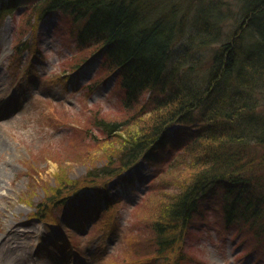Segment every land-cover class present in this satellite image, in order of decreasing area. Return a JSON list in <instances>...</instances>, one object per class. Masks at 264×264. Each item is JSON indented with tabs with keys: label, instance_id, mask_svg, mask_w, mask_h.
I'll return each instance as SVG.
<instances>
[{
	"label": "rangeland",
	"instance_id": "374dc122",
	"mask_svg": "<svg viewBox=\"0 0 264 264\" xmlns=\"http://www.w3.org/2000/svg\"><path fill=\"white\" fill-rule=\"evenodd\" d=\"M28 11L0 23V254L17 255L20 264H264V229L227 225L214 210L223 201L217 195L200 202L174 248L162 252L153 225L165 218L177 183L191 176L189 168H169L190 140L177 134L125 176L101 175L111 156L101 145L114 152L123 132L108 136L91 124L98 115L129 130L148 95L128 109L120 81L103 67L84 68L70 84L61 74L94 49L78 46L70 20L35 25ZM21 38L29 47L17 56ZM92 169L100 176L84 184ZM75 183V192L67 189Z\"/></svg>",
	"mask_w": 264,
	"mask_h": 264
},
{
	"label": "trees",
	"instance_id": "16d2710c",
	"mask_svg": "<svg viewBox=\"0 0 264 264\" xmlns=\"http://www.w3.org/2000/svg\"><path fill=\"white\" fill-rule=\"evenodd\" d=\"M232 1L0 0V23L28 8L35 25L55 15L79 27L78 46L94 51L61 74L73 78L71 84L85 65L93 68L99 61L97 69L120 81L128 109L148 95L129 130L98 115L91 124L108 136L123 132V144L114 152L109 143L101 145L104 155H111L101 175L149 158L177 134L190 140L169 168H189L191 176L177 183L169 211L153 225L162 252L174 248L178 229L210 185L223 191L227 225L264 229V0ZM227 5L233 13L225 11ZM28 46L19 40L21 49ZM176 122L184 127L170 132ZM96 171H89L84 184L100 176Z\"/></svg>",
	"mask_w": 264,
	"mask_h": 264
},
{
	"label": "bare ground",
	"instance_id": "6f19581e",
	"mask_svg": "<svg viewBox=\"0 0 264 264\" xmlns=\"http://www.w3.org/2000/svg\"><path fill=\"white\" fill-rule=\"evenodd\" d=\"M1 145H3L1 142H0ZM1 190V188H0ZM1 192V191H0ZM8 244V243H7ZM19 256L15 255V256H10V255H7V254H0V262L2 264H20V260H18Z\"/></svg>",
	"mask_w": 264,
	"mask_h": 264
}]
</instances>
